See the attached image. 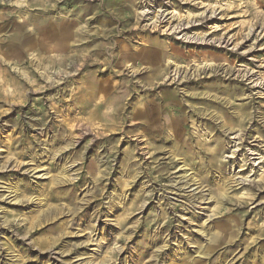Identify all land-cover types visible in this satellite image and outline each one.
Listing matches in <instances>:
<instances>
[{
    "label": "rangeland",
    "instance_id": "1",
    "mask_svg": "<svg viewBox=\"0 0 264 264\" xmlns=\"http://www.w3.org/2000/svg\"><path fill=\"white\" fill-rule=\"evenodd\" d=\"M0 264H264V0H0Z\"/></svg>",
    "mask_w": 264,
    "mask_h": 264
},
{
    "label": "bare ground",
    "instance_id": "2",
    "mask_svg": "<svg viewBox=\"0 0 264 264\" xmlns=\"http://www.w3.org/2000/svg\"><path fill=\"white\" fill-rule=\"evenodd\" d=\"M96 16V15H95ZM162 22V21H161ZM191 23L188 21V22H186V24H185V26H184V24H179L178 23V25H176L175 27H173L172 29L171 28H169L168 29V31L169 30H171V32L173 33V34H176V35H179V34H181L182 32H184V30H188L189 28H191V26H193V25H190ZM51 32V31H50ZM103 34H105V33H103ZM186 40V39H185ZM184 40V41H185ZM193 40V39H192ZM200 40H202V41H204L202 38L200 39ZM186 42H189V40H187ZM102 54V53H101ZM87 55V54H86ZM85 55V56H86ZM75 56V55H74ZM78 56V55H77ZM83 55H81V57H82ZM95 56V55H94ZM80 56L77 58V60H79L80 59V61L81 62H83L82 64V66H84V64H86L87 62H88V58L86 59V58H81ZM84 57V56H83ZM125 57H127L126 55H125ZM122 61H124V59H121ZM126 60V59H125ZM128 62V61H127ZM129 63V62H128ZM50 64V63H49ZM81 65V64H80ZM81 66V67H82ZM127 66L130 68L131 66H132V64H127ZM80 67V66H79ZM105 67V66H104ZM156 69V68H155ZM178 71V70H177ZM122 72V71H121ZM165 72H166V69L164 68V67H161V69L160 70H158V71H156V72H154L153 73V77H150V79L151 78H155L156 80L158 79H161V76H164L163 74H165ZM179 73V72H178ZM176 75V73L174 74V76ZM150 76V75H149ZM169 77V76H168ZM246 77V76H245ZM179 79V78H178ZM185 79V78H184ZM169 80V78L166 80V82ZM174 80V82H175V79H173ZM172 80V81H173ZM247 80H248V78H247ZM150 82V81H149ZM155 82V81H154ZM159 82V81H158ZM179 82V81H178ZM170 83H172V82H170ZM154 84V83H153ZM159 84H161V83H159ZM158 84V85H159ZM152 84H148V86H151ZM260 85V84H259ZM153 86V85H152ZM170 86V85H169ZM163 87H165V84H161L160 86H157L156 88H158V89H160V88H163ZM153 88H155V86H153ZM84 90H81V93L83 92ZM150 91V90H149ZM93 93V92H92ZM148 93H150L151 94V92H148V90L145 92V95H147ZM92 95V94H91ZM81 97L83 96L84 97V95H80ZM94 96V94L92 95V97ZM159 96H161L160 98L158 97L156 100H161L163 103L162 104H165L164 105V113H166V114H170L171 112L172 113H174V114H172V115H170V116H168V117H170V120H168L169 121V123L165 126V130L160 126L159 128H157V131L155 132V133H157V134H169V137L170 136H173V134H177V131H178V128H180V129H182V130H184L185 129V123H186V119H187V117H185L184 116V118H183V113L181 114V101L180 100H178V99H176V96H177V92L176 91H174V90H172V91H170V92H167V93H164V94H162V95H159ZM84 99L85 100H89V98H86V97H84ZM101 99H102V97H97L96 98V100L99 102V101H101ZM147 100V99H146ZM152 100V99H151ZM140 102V101H139ZM141 114H142V116H144V117H146L147 118V113H146V111L148 110V107H150V105L148 104V102L147 101H145V99L141 102ZM248 106V105H247ZM172 110V111H171ZM174 111H176V112H174ZM193 111V110H192ZM189 112V117L190 118H192V117H194V112ZM155 113H157V115L159 114V112H155ZM177 114H179L180 115V118H183V119H176V115ZM148 118H149V116H148ZM155 120L157 119V116H155V118H154ZM225 126L227 125V124H224ZM147 129V128H146ZM234 139V138H233ZM238 139H240V137L238 138ZM145 144H147V140H145ZM216 149H217V147L216 148H214L213 149V151H212V154H213V156L216 154ZM231 154H233L234 155V151H232L231 152ZM256 155V154H255ZM205 156V155H204ZM213 156H211V159H213ZM228 158H230V159H232V158H234L233 156H229ZM260 158V157H259ZM259 158H256V159H254V160H258ZM210 159V158H209ZM215 159V158H214ZM210 162V161H209ZM211 164H212V162H210ZM249 164V163H248ZM260 163H258V165H259ZM210 166H212V165H210ZM225 182H223V185H221L220 187H219V189H221V188H223V189H225L226 191L228 190V188H226L225 187ZM220 199V198H219ZM242 205V207H243V204H241ZM245 205V204H244ZM200 233V232H199ZM204 235V234H203ZM205 236V235H204ZM204 239H205V237H204ZM205 240H207V238L205 239Z\"/></svg>",
    "mask_w": 264,
    "mask_h": 264
}]
</instances>
